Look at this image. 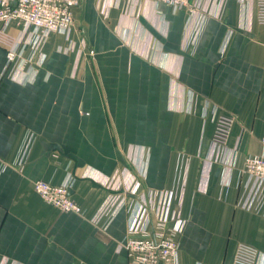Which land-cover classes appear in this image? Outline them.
Listing matches in <instances>:
<instances>
[{"label":"crops","instance_id":"crops-1","mask_svg":"<svg viewBox=\"0 0 264 264\" xmlns=\"http://www.w3.org/2000/svg\"><path fill=\"white\" fill-rule=\"evenodd\" d=\"M106 2L108 16L98 0L76 10L73 38L85 36L95 56L77 61L76 51L59 49L68 42L54 32L34 80L5 72L21 25L0 30V264H130L118 249L127 239V208L99 223L92 218L112 193L101 181L139 172L143 189L165 190L187 171L181 264H232L241 243L264 252V203L254 212L240 208L236 187L245 158L263 150L264 23L253 19L252 0H226L223 16L210 18L189 50L187 7ZM207 104L234 118L225 157L234 148L237 157L234 166H213L204 192L199 151L217 127L202 115ZM29 131L35 140L20 170L13 162ZM67 167L78 177L71 194L82 214L59 210L34 188L40 179L61 183Z\"/></svg>","mask_w":264,"mask_h":264},{"label":"built area","instance_id":"built-area-1","mask_svg":"<svg viewBox=\"0 0 264 264\" xmlns=\"http://www.w3.org/2000/svg\"><path fill=\"white\" fill-rule=\"evenodd\" d=\"M82 1L0 0V30L7 31L14 22L21 25L19 36L8 49L5 72L10 78L17 79L19 73H24L25 81L21 79L23 82L34 80L38 68L46 59L42 47L54 32L62 34L68 42L66 47L59 49L64 52L76 51L77 61L95 56L96 51L89 45L85 36H82L80 41L73 38L78 27L76 10ZM106 1L98 0V8L108 16L110 6ZM147 1L165 2L174 12L185 7L190 10L183 41L185 50L194 49L205 23L212 17H222L226 5V0H208L206 6H202L201 0ZM120 2L121 0H115L117 5ZM252 5L253 19L264 23V0H252ZM231 34L232 31L229 32L228 38ZM28 64L31 70L30 74L26 75L24 67ZM202 115L204 119L212 116L217 124L210 147L207 151H199L203 167H206L205 170L202 169L199 187L207 192L213 166L216 164L234 166L237 148L230 152V161H227L225 155L233 117L220 114L219 107L215 104L205 105ZM34 140L35 133L29 131L13 162L20 170L26 166ZM261 141L262 152L245 158L244 166L236 180V187L240 190L237 205L249 212H254L264 203V137ZM1 167L4 169L6 164ZM184 174V180L180 184L165 190L143 189L140 177L144 175L141 172L131 175L127 181H101V184L111 189L112 193L92 219L96 223L104 218L112 219L122 207L127 208L129 215L127 239L118 245V249H126L130 264H181L179 236L183 233L187 221L183 213L187 171ZM77 179V175L67 167L66 176L61 183L55 184L50 180L40 179L34 182V188L46 202L59 210L82 214L83 207L71 194ZM232 264H264V252L252 245L241 243L236 249Z\"/></svg>","mask_w":264,"mask_h":264}]
</instances>
